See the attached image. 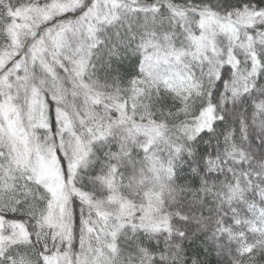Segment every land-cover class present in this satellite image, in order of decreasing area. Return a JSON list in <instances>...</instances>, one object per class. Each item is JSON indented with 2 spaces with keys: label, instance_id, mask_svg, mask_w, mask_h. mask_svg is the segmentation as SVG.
<instances>
[{
  "label": "snow or ice",
  "instance_id": "snow-or-ice-1",
  "mask_svg": "<svg viewBox=\"0 0 264 264\" xmlns=\"http://www.w3.org/2000/svg\"><path fill=\"white\" fill-rule=\"evenodd\" d=\"M0 264H264V0H0Z\"/></svg>",
  "mask_w": 264,
  "mask_h": 264
}]
</instances>
